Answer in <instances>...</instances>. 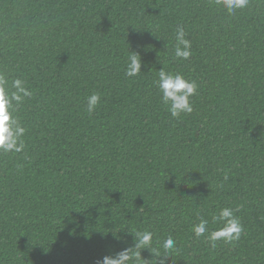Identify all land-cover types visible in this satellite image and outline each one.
Returning a JSON list of instances; mask_svg holds the SVG:
<instances>
[{"label": "trees", "instance_id": "trees-1", "mask_svg": "<svg viewBox=\"0 0 264 264\" xmlns=\"http://www.w3.org/2000/svg\"><path fill=\"white\" fill-rule=\"evenodd\" d=\"M161 70L196 82L192 113L161 103ZM0 72L33 93L23 151H0V264H264V0H0ZM224 207L243 231L212 247L193 225Z\"/></svg>", "mask_w": 264, "mask_h": 264}, {"label": "clouds", "instance_id": "clouds-1", "mask_svg": "<svg viewBox=\"0 0 264 264\" xmlns=\"http://www.w3.org/2000/svg\"><path fill=\"white\" fill-rule=\"evenodd\" d=\"M250 0H216L229 15L234 14L237 10H243L248 7ZM175 57L180 59H188L191 56V41L186 38V32L183 26H178L175 30ZM141 57L135 52L127 58L125 75L129 77L137 76L141 72ZM14 91H9L7 75L0 72V151L4 153L14 152L20 153L25 147L24 135L25 128L15 115V104L23 102L25 97L33 95L32 91L25 87V83L21 79H15L11 84ZM156 87L160 93L161 103L167 106L172 117H179L181 113L190 114L193 106L190 97L196 93L197 84L195 81L186 79L181 73H172L161 70L158 75ZM101 97L99 93L93 92L87 97L86 110L92 113ZM227 179V176H225ZM212 223L218 224L216 229L209 232V221L203 217L199 223L193 225L194 235L197 237L205 236L212 247H216V241L223 240L231 243L237 241L241 237L243 226L240 219L235 215L232 208L224 207L219 210L218 214L212 218ZM137 246L150 245L152 233L145 231L137 234ZM175 241L171 236L167 237L163 242L165 250L172 249ZM129 250H122L114 256H105L98 264H126L132 259ZM136 259H139L137 257Z\"/></svg>", "mask_w": 264, "mask_h": 264}]
</instances>
